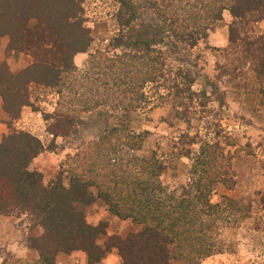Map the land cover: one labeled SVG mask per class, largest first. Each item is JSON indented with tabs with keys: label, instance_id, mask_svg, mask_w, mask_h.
<instances>
[{
	"label": "trees",
	"instance_id": "trees-1",
	"mask_svg": "<svg viewBox=\"0 0 264 264\" xmlns=\"http://www.w3.org/2000/svg\"><path fill=\"white\" fill-rule=\"evenodd\" d=\"M110 1L117 6L116 33L103 49L89 53L93 39L85 26L82 0H0V38L8 37V50H27L30 20L46 28L52 44L50 58L33 61L17 73L0 64V99L11 120L31 106L29 88L36 86L57 96L53 112L43 115L53 138L74 133L87 115L94 114L95 124L104 121L98 141L67 156L66 168L46 186L39 172L28 170L44 149L39 139L23 131L2 138L0 217L23 216L42 233L26 239L35 258L7 252L0 264H56L57 255L75 251L84 253L88 264L99 263L112 251L119 264H200L222 252L221 224L237 222L250 212L249 206L227 196L210 201L217 184L234 187L230 158L218 143L202 144L190 159V183L170 189L160 181L164 166L155 155L144 159L122 153L123 146L140 148L142 138L125 135L124 125L110 126L107 121L112 110L125 117L147 105L152 98L147 87L176 108L192 100L190 87L199 59L193 52L222 21L223 12L232 18L225 50L232 71L237 68L232 61L238 60L263 80L264 32L250 34L264 21V0ZM80 53L88 54L82 69L73 62ZM95 200L140 230L124 238L107 236L103 246L98 245L104 225L88 224L82 211Z\"/></svg>",
	"mask_w": 264,
	"mask_h": 264
},
{
	"label": "rangeland",
	"instance_id": "rangeland-1",
	"mask_svg": "<svg viewBox=\"0 0 264 264\" xmlns=\"http://www.w3.org/2000/svg\"><path fill=\"white\" fill-rule=\"evenodd\" d=\"M82 7L85 26L90 29L93 39L89 53H93L98 48L103 49L107 40L116 33L114 15L117 6L110 0H82ZM222 16V21L209 32L206 42H200L193 52L194 55L199 54V59L196 61L195 80L190 87L194 93L192 100L184 101L176 108L172 102L158 100L152 94L153 90L147 87L145 92L152 97L147 105L125 117L122 111L112 110L113 118L107 122L110 126L122 124L126 129L125 135L142 138L140 148L127 150L123 146L122 153L144 159L155 155L164 166L160 181L170 189L190 183V159L197 155L202 144L218 143L230 158L234 187L227 189L217 184L210 201L221 202V197L227 196L249 206L250 212L237 222L221 224L218 239L222 252L205 258L200 264H264V79L258 80L251 66L238 60L232 61L237 67L232 71L230 58L225 53L227 29L232 18L227 12ZM263 32L264 21L255 25L254 34L250 35L257 36ZM48 39L46 28L30 20L25 29V52L8 50V37L0 38V64L5 63L11 73H17L33 61L50 58L47 50L52 48V44L47 42ZM87 55L80 53V60L73 58L79 69L85 66ZM29 100L31 106L25 107L26 115L20 114L17 120L12 121L6 113L8 121L5 122V133L0 135V143L3 137L19 131L39 139L44 149L29 163L28 170L39 172L46 186L60 168H66L64 161L67 156L74 155L76 149L87 143L98 141L103 135L104 121L95 124L94 114L87 115L84 123L75 127L74 133L53 138L46 132L50 121H44L43 115L53 112L57 101L55 92L30 86ZM89 191L95 196L94 188ZM82 211L88 224L104 225L105 234L97 239L101 246L107 236L124 238L140 230L128 220L113 216L98 200L83 207ZM41 233L39 226H30L23 216L0 217V262L2 254L7 252L20 259L35 258V252L26 248V239ZM55 263L88 264L85 254L79 251L59 254ZM95 264H119V258L112 251Z\"/></svg>",
	"mask_w": 264,
	"mask_h": 264
},
{
	"label": "crops",
	"instance_id": "crops-1",
	"mask_svg": "<svg viewBox=\"0 0 264 264\" xmlns=\"http://www.w3.org/2000/svg\"><path fill=\"white\" fill-rule=\"evenodd\" d=\"M79 55L80 54H77L76 56H74V58L76 60H80L78 59L79 58ZM81 62V61H79ZM1 102V101H0ZM26 108L24 107L22 110H21V116H24L27 114V111L25 110ZM8 121V117H7V114L2 110L1 108V103H0V135L4 134L5 131H6V124L5 122Z\"/></svg>",
	"mask_w": 264,
	"mask_h": 264
}]
</instances>
